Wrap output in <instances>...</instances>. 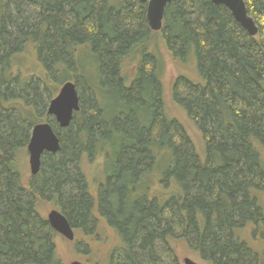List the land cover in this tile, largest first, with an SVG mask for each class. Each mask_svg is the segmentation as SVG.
<instances>
[{
	"label": "trees",
	"instance_id": "trees-1",
	"mask_svg": "<svg viewBox=\"0 0 264 264\" xmlns=\"http://www.w3.org/2000/svg\"><path fill=\"white\" fill-rule=\"evenodd\" d=\"M243 1L254 37L209 0H174L158 32L138 0H0V264H61L43 205L76 235L110 229L104 264H181L177 244L208 264H264V0ZM160 49L195 62L200 82L176 78L171 102L201 152L167 114ZM69 81L80 105L61 129L47 107ZM42 122L60 151L31 176L20 156Z\"/></svg>",
	"mask_w": 264,
	"mask_h": 264
},
{
	"label": "water",
	"instance_id": "water-1",
	"mask_svg": "<svg viewBox=\"0 0 264 264\" xmlns=\"http://www.w3.org/2000/svg\"><path fill=\"white\" fill-rule=\"evenodd\" d=\"M174 0H138L146 5V22L151 31L158 32L162 29L163 15L167 5ZM216 6H224L233 16L234 20L251 37L258 33L254 20L247 13L243 0H209ZM79 95L75 83L66 82L59 89L57 95L51 99L47 114L54 118L58 127L68 128L75 113L79 111ZM28 154V167L31 176L39 173L41 157L44 153L56 154L60 151V141L53 128L48 123L35 125L31 130L30 139L26 147ZM47 222L51 229L59 236L72 242L74 230L66 217L57 210L47 214ZM71 264H81L73 262ZM184 264H196L190 259H185Z\"/></svg>",
	"mask_w": 264,
	"mask_h": 264
},
{
	"label": "rangeland",
	"instance_id": "rangeland-1",
	"mask_svg": "<svg viewBox=\"0 0 264 264\" xmlns=\"http://www.w3.org/2000/svg\"><path fill=\"white\" fill-rule=\"evenodd\" d=\"M160 50L163 57L161 82L164 90L163 92L167 114L170 117L177 118L186 125L188 133L193 139L197 150L201 152V140L199 134L185 120L182 112L171 102V87L176 78L184 77L193 83L200 82L195 62L192 59H188L184 63L175 61L169 54L165 53L164 50ZM130 68L131 66H126L124 72L128 74L131 73ZM20 159L24 169L29 171L28 155L26 151L21 154ZM100 169V161H96L94 164L92 163V165L85 167L86 179L92 194L95 193L94 190H96L97 187V180H101ZM51 210L56 209L49 205H43L40 212L44 217H47V214ZM100 234L101 236L98 238L92 239L77 234L76 243H71L63 237H58L56 239V245L57 254L61 264H71L73 262H79L81 264H104L107 261L110 251L116 246L117 240L113 232L106 226H100ZM176 250L181 264H184L185 259H190L196 264H208L201 261L194 253L190 252L188 248L182 244H177Z\"/></svg>",
	"mask_w": 264,
	"mask_h": 264
},
{
	"label": "flooded vegetation",
	"instance_id": "flooded-vegetation-1",
	"mask_svg": "<svg viewBox=\"0 0 264 264\" xmlns=\"http://www.w3.org/2000/svg\"><path fill=\"white\" fill-rule=\"evenodd\" d=\"M47 109H48V107H47ZM47 115H48V114H47ZM42 123H45V122H42ZM38 124H40V123H38ZM35 125H37V124H35ZM35 125H34V126H35ZM34 126H33V127H34ZM33 127H32V128H33ZM31 130H32V129H31ZM30 135H31V133H30ZM74 236H75V238H74V240H75V239H76V233H75V231H74Z\"/></svg>",
	"mask_w": 264,
	"mask_h": 264
}]
</instances>
